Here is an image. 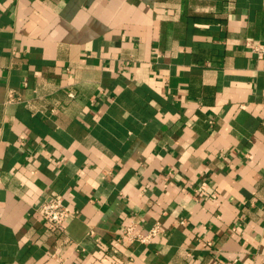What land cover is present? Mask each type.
Wrapping results in <instances>:
<instances>
[{
    "label": "crops",
    "instance_id": "crops-1",
    "mask_svg": "<svg viewBox=\"0 0 264 264\" xmlns=\"http://www.w3.org/2000/svg\"><path fill=\"white\" fill-rule=\"evenodd\" d=\"M248 40L264 0H0V264H264Z\"/></svg>",
    "mask_w": 264,
    "mask_h": 264
},
{
    "label": "built area",
    "instance_id": "built-area-1",
    "mask_svg": "<svg viewBox=\"0 0 264 264\" xmlns=\"http://www.w3.org/2000/svg\"><path fill=\"white\" fill-rule=\"evenodd\" d=\"M246 47L261 59L264 58V43H255L250 40L245 42ZM39 214L44 222L56 232L65 229L71 211L60 197L46 199L39 207ZM136 223L130 222L123 227L121 237L131 243L150 244L161 230V225L155 223L146 233L136 231Z\"/></svg>",
    "mask_w": 264,
    "mask_h": 264
}]
</instances>
